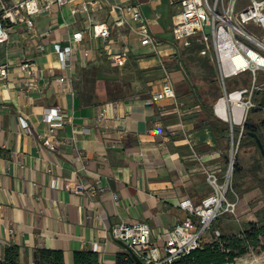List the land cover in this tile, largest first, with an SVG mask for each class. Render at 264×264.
Segmentation results:
<instances>
[{
	"label": "crops",
	"instance_id": "obj_1",
	"mask_svg": "<svg viewBox=\"0 0 264 264\" xmlns=\"http://www.w3.org/2000/svg\"><path fill=\"white\" fill-rule=\"evenodd\" d=\"M80 3L36 16L33 32L24 25L13 27L9 40L0 43V63L11 72L8 81L0 77V263L9 255L16 264H37L41 251L48 250L61 252L64 264H77L78 254L90 255L92 264H138L112 238V227L148 222L153 243L162 245L164 233L188 216L180 202L198 203L212 192L202 164L220 176L228 169L226 143L218 142L212 128L198 127L201 107L190 102L194 93L186 83L182 47L173 36L181 0H102L100 7L92 6L93 21L112 28L109 46L91 35L86 13L72 14ZM128 6L140 9L151 44L141 43L139 23L123 11ZM122 19L125 24L115 26ZM77 32H84L81 44L71 42ZM56 44L72 46L75 54L63 63ZM123 45L130 51L128 62L113 67L108 55ZM84 49L90 50V60ZM26 61L35 65L32 88L24 85L27 76L19 68ZM164 65L177 101L152 100L161 90ZM83 74L92 80L96 75L105 83L104 91L79 86ZM63 76L71 77L72 85L57 81ZM184 81L186 91L181 89ZM123 90L131 94L108 98L109 92ZM109 102L117 104L107 110L106 128L98 116ZM51 108L65 117L56 151L42 145L43 119ZM237 162L241 188L252 165L258 173L264 168L252 148ZM79 183L84 189L77 193ZM243 195L255 201L262 190L245 189ZM258 208L244 209L243 219L257 222ZM229 217L217 220L215 229L223 235L240 233L243 219Z\"/></svg>",
	"mask_w": 264,
	"mask_h": 264
},
{
	"label": "built area",
	"instance_id": "obj_2",
	"mask_svg": "<svg viewBox=\"0 0 264 264\" xmlns=\"http://www.w3.org/2000/svg\"><path fill=\"white\" fill-rule=\"evenodd\" d=\"M81 1L71 8L73 15L86 13L90 23L91 35L102 40L107 46L112 44V28L106 23L93 21L92 6H101L102 0L89 2L85 0H0V43L10 38L9 29L24 25L30 32L34 31V18L50 13L55 8H62ZM131 19L139 23L137 32L141 43L148 45L153 42L145 24L140 9L137 6L124 8ZM125 21L118 20L115 26H123ZM173 36L176 41L185 40L188 45L190 39L196 40L204 46L203 54L207 50L214 53L217 80L223 95L214 106V115L229 128V163L224 176L218 175L202 164L206 172L212 192L198 203L192 199L180 202L181 209L188 213L185 220L177 223L173 229L167 230L163 236V244L153 243V230L148 222L141 221L134 224H118L112 227L111 235L114 240L122 241L138 257L141 264H177V262L192 252L199 250L207 243L210 236L211 243L220 241L222 233L214 229L217 220L229 215L236 221L243 219L244 209L249 208L247 195H240L232 185V168L235 154L245 135V126L250 111L259 105L260 97L264 94V84H260L259 77L264 74V0H248V4L241 5L239 0H181V10L175 18ZM84 32L73 35L72 41L81 44ZM72 46L55 45V52L65 63L75 54ZM86 60L91 59L89 49L83 50ZM130 51L127 45L120 50L109 53V61L113 67H124L129 59ZM20 70L27 76L25 86L32 88L36 75L35 65L31 61L23 62ZM164 79L161 90L154 94L153 101L172 99L177 101V94L172 75L164 65ZM0 77L8 81L11 78L8 64L0 63ZM243 77V78H241ZM250 77V82L246 81ZM243 80L246 85L230 88V83ZM59 83L72 85L71 77H59ZM116 102H109L99 113L98 121L104 127L108 108L115 107ZM43 122L47 129L42 136V145L50 151H56L58 146V131L65 123V117L58 108H51L46 112ZM22 127L30 130L27 122L20 118ZM97 180L96 185L100 186ZM84 184L74 187L75 192H81ZM250 197V196H249ZM261 200L264 205V195L253 200ZM252 201V200H251ZM249 200V202H251ZM125 253L130 254L124 247ZM131 255V254H130ZM95 264H104L97 262Z\"/></svg>",
	"mask_w": 264,
	"mask_h": 264
},
{
	"label": "rangeland",
	"instance_id": "obj_3",
	"mask_svg": "<svg viewBox=\"0 0 264 264\" xmlns=\"http://www.w3.org/2000/svg\"><path fill=\"white\" fill-rule=\"evenodd\" d=\"M241 5H246L248 4V0H239ZM13 34L10 32V35ZM15 36V35H14ZM181 47H182V53L183 55L181 56V61L183 63L184 68L186 69V83L190 87V89L193 90V98L198 100V97L203 101L206 102V105L208 106V109L204 110L205 113H212L213 119L220 120L214 115V106L217 103L218 99L223 95V91L218 83L217 80V71L215 67V62H214V53L212 50H207L205 54L202 52H198V50H193L188 53V50H185L184 47V42L185 40L177 41ZM199 44L196 38L191 39L190 45H197ZM187 46V47H188ZM122 70V69H121ZM108 73V72H107ZM110 73V72H109ZM185 75V71H184ZM82 76V75H81ZM81 76H79L77 79V83L79 86H83V88L87 89H92L94 93H100L101 91H104V86L105 83L102 82V80L96 78L97 76H94V79H89L85 77L83 74L82 80ZM243 78V77H241ZM246 81L250 82V77H246ZM135 88L137 90V87L139 85V82L136 80ZM259 82L260 84H264V74H262L259 77ZM184 84L180 87L181 89L187 90V84L185 85V81L183 82ZM94 84V85H93ZM245 81L242 79L240 80H235L230 83V88L234 87H240L243 85H246ZM132 84V89L134 87ZM264 91V89H263ZM102 93V92H101ZM105 94V93H104ZM129 91H124L122 92V95L119 96L118 98H122L124 95H129ZM202 114V112H200ZM204 116L201 115V118ZM248 122L255 124L260 127V132L262 135V138L264 140V109L258 105L257 107L253 108L250 111L249 114V119ZM252 148L253 151L260 157V159L263 162V167H264V158L259 150V148L255 145V143L251 140V138L247 135H244L242 138L238 151H236L235 154V159L241 158L242 156L245 155V151L249 150ZM249 179L248 182L246 183V187H242V190L236 189L237 192L242 196L244 193V190L246 189V192H250L253 190H256L260 188L262 190V193L264 195V168L262 173H258V169L251 166L249 169ZM232 176H233V171H232ZM233 182V178H232ZM241 186V185H240ZM243 192V193H242ZM261 200H255L252 202H248V205L250 206L251 209H262L264 211V205H262ZM248 218V217H247ZM254 219L257 218L256 213L255 216L253 217ZM228 220L234 219V218H227ZM235 220V219H234ZM248 219L244 218L243 219V224L246 225ZM215 229V225L213 227ZM222 233V231H220ZM229 264H264V239L261 240L260 246L257 247L256 249H253L252 251L250 250L249 253L238 257L234 262L229 263Z\"/></svg>",
	"mask_w": 264,
	"mask_h": 264
},
{
	"label": "trees",
	"instance_id": "obj_4",
	"mask_svg": "<svg viewBox=\"0 0 264 264\" xmlns=\"http://www.w3.org/2000/svg\"><path fill=\"white\" fill-rule=\"evenodd\" d=\"M199 43V42H198ZM187 52H193V50H198L201 52L204 49V46L199 43L197 45H190L184 47ZM190 50V51H189ZM122 95V91H117L116 93L109 92V99H117ZM191 104H198L201 107V112L204 117L200 120L201 123L198 124V127H209L212 128L218 142L226 143V149L229 152L230 149V140H229V128L228 126L220 121L213 119L212 113H205L204 110L208 109L206 102H203L199 97L198 100L192 97ZM189 102V103H190ZM259 102V101H258ZM260 127L252 124L247 121L245 126V135L249 136V132L258 133L259 137L264 143L262 138ZM251 140L256 144L255 139L252 136H249ZM223 159L226 163H229V155L225 154ZM241 175V168L235 159L234 167H233V188L242 190L241 186L238 185L237 179ZM237 191V190H236ZM243 193V192H242ZM257 222H248L246 225L244 224L243 230L238 234L233 235H223L220 238V241H216L213 243H206L199 250L192 252L190 255L181 258L177 264H229L234 262L238 257H241L249 251L256 249L260 246L261 240L264 239V211L263 208L259 209L256 212ZM41 254L44 255L41 260H38L37 264H64L63 262V254L61 252H54L48 250H42ZM77 264H92V258L89 255L78 254ZM127 256V255H125ZM0 264H16L11 261L10 256H7L6 262Z\"/></svg>",
	"mask_w": 264,
	"mask_h": 264
},
{
	"label": "water",
	"instance_id": "obj_5",
	"mask_svg": "<svg viewBox=\"0 0 264 264\" xmlns=\"http://www.w3.org/2000/svg\"><path fill=\"white\" fill-rule=\"evenodd\" d=\"M259 105L261 108L264 109V94L260 97V100H259ZM249 136H252L255 141H256V144H257V147L259 148L263 158H264V143L263 141L261 140V138L259 137L258 133L256 132H249L248 133ZM234 165V164H233ZM234 167V166H233ZM232 171H233V168H232ZM119 243L121 245H123L127 250L128 252L131 254L132 258L138 263V264H141L140 260L138 259V257L134 254V252L128 248L122 241H119Z\"/></svg>",
	"mask_w": 264,
	"mask_h": 264
}]
</instances>
